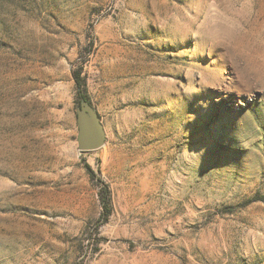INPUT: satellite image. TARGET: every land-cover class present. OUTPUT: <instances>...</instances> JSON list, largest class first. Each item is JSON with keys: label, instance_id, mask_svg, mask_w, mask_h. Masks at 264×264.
<instances>
[{"label": "rangeland", "instance_id": "374dc122", "mask_svg": "<svg viewBox=\"0 0 264 264\" xmlns=\"http://www.w3.org/2000/svg\"><path fill=\"white\" fill-rule=\"evenodd\" d=\"M0 264H264V0H0Z\"/></svg>", "mask_w": 264, "mask_h": 264}, {"label": "water", "instance_id": "95a60500", "mask_svg": "<svg viewBox=\"0 0 264 264\" xmlns=\"http://www.w3.org/2000/svg\"><path fill=\"white\" fill-rule=\"evenodd\" d=\"M78 126V150L80 153L102 149L107 141L105 128L97 110L85 99L76 108Z\"/></svg>", "mask_w": 264, "mask_h": 264}, {"label": "trees", "instance_id": "16d2710c", "mask_svg": "<svg viewBox=\"0 0 264 264\" xmlns=\"http://www.w3.org/2000/svg\"><path fill=\"white\" fill-rule=\"evenodd\" d=\"M73 80L77 87V97H76V105H79L81 99H85L92 105L91 101L89 100L88 96L86 95L85 90V79L82 77V73L80 70H75L72 74ZM93 106V105H92ZM85 170L89 175L90 179L95 182L96 186L98 187V198L101 207V213L98 221V225L96 227L97 231L100 230L104 225L108 224L111 217L114 213V206H113V199H112V191L109 185L100 177L90 165H85Z\"/></svg>", "mask_w": 264, "mask_h": 264}]
</instances>
